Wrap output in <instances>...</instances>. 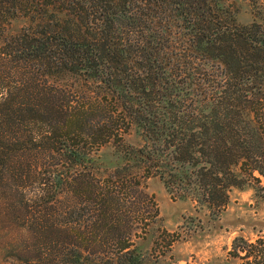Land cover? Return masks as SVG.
Returning <instances> with one entry per match:
<instances>
[{
	"label": "trees",
	"instance_id": "obj_1",
	"mask_svg": "<svg viewBox=\"0 0 264 264\" xmlns=\"http://www.w3.org/2000/svg\"><path fill=\"white\" fill-rule=\"evenodd\" d=\"M221 1L0 0V183L42 177L43 163L35 160L61 155L70 136L119 137L114 110L99 121L100 106L71 101L61 82L68 72L157 93L127 115L144 130L146 150L137 149L150 163L144 177L158 174L170 197L189 196L218 211L244 174L264 189V28L235 23ZM19 17L25 24L7 32ZM186 65L197 82V108L189 110L191 103L177 106L188 91L175 85ZM169 68L177 73L166 74ZM165 83L171 89L160 92ZM121 96L112 89L109 99ZM25 141L34 145L35 162L25 156ZM71 143L65 150L80 157ZM56 171L33 194L42 208L31 227L36 260L26 264H139L131 229L117 214L121 182L96 197L87 223L78 208L92 192L90 179L76 173L63 180L62 208L54 203L63 193ZM16 186L22 194L21 182ZM225 259L264 264V234L233 236Z\"/></svg>",
	"mask_w": 264,
	"mask_h": 264
},
{
	"label": "rangeland",
	"instance_id": "obj_2",
	"mask_svg": "<svg viewBox=\"0 0 264 264\" xmlns=\"http://www.w3.org/2000/svg\"><path fill=\"white\" fill-rule=\"evenodd\" d=\"M220 4L227 5L235 23L246 25L256 22L264 28V0H222ZM24 24L23 18H15L7 32L14 33ZM175 71L177 73L176 68H169L165 73L171 75ZM178 73L180 76L175 85L188 92L180 93L179 100L185 99L177 106L184 107V104L191 103L186 110L195 108L197 82L193 69L186 65V69H178ZM61 82L72 102L92 101L95 106H100L96 107L95 112L99 121L114 110L119 137L112 135L103 140L90 135L70 136L66 141L69 144L61 145V155L36 160L31 150L34 145L27 141L22 144L26 158L30 162L43 163V169L47 171L40 170L42 177L35 174L24 181L9 179L0 183V264H26L36 260L31 227L42 204L32 202V199L40 181L47 179L48 172L54 169L57 170L55 176L61 179V190L65 188L63 180L69 175L81 173L90 179L94 186L92 192L82 198L83 202L78 208L81 218L87 223L95 217L96 197H100L105 189L112 190L110 184L121 182L120 188L116 189L117 197H120L117 214L124 226L131 229L130 240L134 253L141 258L139 264H230L225 258L233 236L252 238L257 233L264 234V189L246 174L242 176L243 183L226 190V202L218 211L189 196L170 197L156 173L144 177L146 170H151L150 167L144 169L148 163L137 151L139 148L146 150L143 146L144 130L142 124L131 119L132 115L127 113L130 108L134 112L133 106L137 105V100L155 101L158 96L156 92L147 95L132 89L126 91L124 86L114 89L68 72L64 73ZM163 86L160 92L171 89L167 83ZM112 89L122 96L109 99ZM123 105L126 106L125 111ZM204 108L206 112L208 108ZM125 120H128L127 124ZM74 141L81 147L80 157H74L65 150ZM233 171L240 174L235 167ZM253 174L257 175L255 171ZM20 182L23 185L22 194L20 187L16 186ZM260 186H264V183L261 182ZM64 196V192L59 194L55 205L64 208Z\"/></svg>",
	"mask_w": 264,
	"mask_h": 264
}]
</instances>
